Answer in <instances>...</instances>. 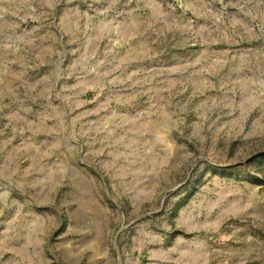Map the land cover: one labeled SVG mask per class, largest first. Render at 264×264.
I'll return each instance as SVG.
<instances>
[{"label":"rangeland","instance_id":"obj_1","mask_svg":"<svg viewBox=\"0 0 264 264\" xmlns=\"http://www.w3.org/2000/svg\"><path fill=\"white\" fill-rule=\"evenodd\" d=\"M0 264H264V0H0Z\"/></svg>","mask_w":264,"mask_h":264}]
</instances>
